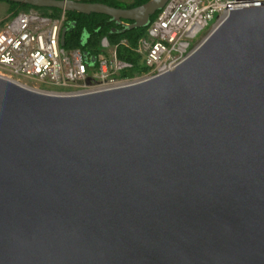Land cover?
Listing matches in <instances>:
<instances>
[{"label":"water","instance_id":"1","mask_svg":"<svg viewBox=\"0 0 264 264\" xmlns=\"http://www.w3.org/2000/svg\"><path fill=\"white\" fill-rule=\"evenodd\" d=\"M14 1L127 27L166 2ZM0 264H264V4L151 77L67 94L0 75Z\"/></svg>","mask_w":264,"mask_h":264},{"label":"built area","instance_id":"2","mask_svg":"<svg viewBox=\"0 0 264 264\" xmlns=\"http://www.w3.org/2000/svg\"><path fill=\"white\" fill-rule=\"evenodd\" d=\"M263 4L264 0H166L132 47L147 70L124 77L119 73L133 68L132 61L117 56V45L125 44V39L111 43L106 35L101 36L99 51L93 54L95 60L89 61V52L84 56L79 46L65 48L60 43L63 13L51 17L34 8L21 9L0 24V74L18 82L35 81L39 89L67 94L151 77L172 70L189 57L232 10ZM119 23L125 27L128 24L123 19Z\"/></svg>","mask_w":264,"mask_h":264},{"label":"trees","instance_id":"3","mask_svg":"<svg viewBox=\"0 0 264 264\" xmlns=\"http://www.w3.org/2000/svg\"><path fill=\"white\" fill-rule=\"evenodd\" d=\"M8 3V15L0 20V24L7 19L8 16L21 9L34 8L43 14L51 17H59L62 13L64 15L63 25L67 26L64 39V47L71 48L79 46L83 51L90 54H97L99 51V40L101 36L106 35L111 43L118 42L125 39V44L117 45V56L122 59L130 60L133 62V68L123 70L119 76H132L140 74L147 70V67L141 61V55L132 49L136 45L139 37L146 33L147 25L136 27H125L121 23H116L110 15L100 12H78L76 10H61L55 6H36L24 2L14 0H0ZM83 1H101L117 7H130L140 4L146 0H132L126 2L123 0H83ZM153 13L151 19L156 15ZM131 22V19H123ZM74 22V24H72ZM85 34L86 40L82 41Z\"/></svg>","mask_w":264,"mask_h":264},{"label":"rangeland","instance_id":"4","mask_svg":"<svg viewBox=\"0 0 264 264\" xmlns=\"http://www.w3.org/2000/svg\"><path fill=\"white\" fill-rule=\"evenodd\" d=\"M123 1L131 2L132 0H123ZM7 8H8V3L4 2V1H0V20L4 19V18L8 15ZM39 12H40V11H39ZM211 22H212V21H209V24H210ZM209 24H208L207 26H205V28H203V29L199 32L198 36H200V35L204 32V30L208 28ZM26 82H27L28 85H32V86H33V85H34V86H35V85H38L37 82H35V81L27 80ZM34 86H33V87H34Z\"/></svg>","mask_w":264,"mask_h":264},{"label":"bare ground","instance_id":"5","mask_svg":"<svg viewBox=\"0 0 264 264\" xmlns=\"http://www.w3.org/2000/svg\"><path fill=\"white\" fill-rule=\"evenodd\" d=\"M1 75V74H0ZM20 82V81H19ZM20 83H22V84H24V85H26V86H28V87H32V88H36V89H39V88H37L36 86H31V85H28L27 83H23V82H20Z\"/></svg>","mask_w":264,"mask_h":264}]
</instances>
